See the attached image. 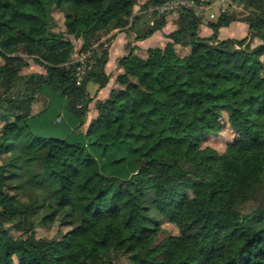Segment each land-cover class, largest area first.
Here are the masks:
<instances>
[{"label": "trees", "instance_id": "1", "mask_svg": "<svg viewBox=\"0 0 264 264\" xmlns=\"http://www.w3.org/2000/svg\"><path fill=\"white\" fill-rule=\"evenodd\" d=\"M163 2L0 0V264H26L10 230L25 233L29 219L58 227L50 239L30 233L39 264H264V0H248L244 19L220 14L209 36L201 18L181 12L165 45L124 66L95 101L100 133L80 136L93 98L77 83L68 37L90 51L82 83L101 91L110 80L104 37ZM167 22L159 17L135 41ZM234 22L249 35L219 39ZM28 59L45 74L20 75ZM63 66L66 80L49 81ZM225 125L234 138L222 154L203 146ZM10 186L34 196L28 213L5 209ZM256 196L261 204L240 213ZM163 223L177 233L161 237Z\"/></svg>", "mask_w": 264, "mask_h": 264}, {"label": "rangeland", "instance_id": "2", "mask_svg": "<svg viewBox=\"0 0 264 264\" xmlns=\"http://www.w3.org/2000/svg\"><path fill=\"white\" fill-rule=\"evenodd\" d=\"M169 0H164V2H167ZM188 2H192L195 3V5L197 7H199L198 11H194L191 9H185V10H177L175 13H167L164 15V17H166L168 19L167 24L165 25V27L168 25L169 22H172L175 24V26H177L176 24L178 22H180L182 20V16L180 15L181 12L183 11H191L194 13V15L196 17L201 18L202 20V25L200 28V36H206L207 33H209V28H208V23L210 22H215L218 18V16L224 12L229 13L230 15H233L234 17L238 18V19H244L248 13H249V8L247 7V2L248 0H215L213 2H211L210 4H207L206 0H186ZM159 7V6H158ZM156 8V7H155ZM153 8V9H155ZM151 9L152 11H147L145 12V14L147 15L146 18H144V28L141 29V31L137 32V35H142L144 32H146L149 28H151L152 26L149 25V21L151 16L155 15L154 10ZM53 17L55 20V31L56 32H61L63 30V14L60 12H55L53 13ZM231 24H238V25H231ZM228 26V29H225L223 33H230L231 35L227 36L226 38H231V39H242L246 36L249 35L248 32V28L247 25L241 22H234L231 23ZM243 25L246 26V28L243 27ZM170 26V25H169ZM226 28V27H225ZM171 29V28H170ZM176 29V27H175ZM209 29V30H208ZM162 31V30H161ZM117 34V33H116ZM115 34V35H116ZM111 35L104 37V39L102 40V42H104L106 44V48L109 50V40L111 39ZM68 39L73 43L74 45V54L72 55V61L74 64H76V71H75V77L77 79V83L81 85V90L85 91L87 93H89V96L93 98V103H91V105L89 106V113L87 115L86 118V122L84 124V126L81 129V134L80 136L82 138H84V136L86 135V133L89 135V137L92 139L94 137H96L98 135V133H100V126L99 124L96 122V111H95V101L99 100L96 96V92H97V85L94 84H83V76L84 73L86 72V70H83L79 67V59L83 57V55L87 54L88 51H81L82 50V41L81 40H77L74 39L73 37H68ZM167 42L166 39V34H162V35H158L157 36V40L155 42V44L153 46L155 47H163L165 45V43ZM258 43L257 40L253 39L252 40V44L256 45ZM96 46V44L94 45V47ZM130 40L128 39V43L124 46V50L125 52H129L130 51ZM119 46L116 45L114 48H112V53H111V57L116 55L118 52ZM121 49L123 50V48L121 47ZM178 50V54L179 55H183L186 51L185 50H181V49H177ZM3 61L0 59V64H2ZM28 66L24 67L23 69L20 70V75L22 76H26V75H30V74H45V72L43 71V69L36 65L33 61L28 59ZM68 66H63L57 69H53L50 71V73L48 74V79L49 81H51L52 83L55 82H61V81H65L66 80V75L68 72ZM1 93V91H0ZM16 93V92H15ZM209 107H212V103L208 104ZM43 106V101L41 100V98L38 96L35 100V109L39 110L41 109ZM56 108V107H55ZM213 111L210 112V115H213ZM222 120L225 121V116L222 114ZM47 135V134H45ZM234 136L232 134V132L229 130L228 126H224V128L222 129V131L216 135L211 137L210 139H208L203 146L206 147H210L212 149H214L215 151H217L219 154H222L226 147L227 144L230 143L233 140ZM243 154H247L249 153V151L247 150H242L241 151ZM233 156L235 158L238 157L236 152H233ZM6 192L9 196L15 195L14 199L11 201H8L5 205V209L7 211H12V210H16L18 212L21 213H28V211L26 210L24 204L28 203V200L32 199L34 196L27 193V192H19L18 194L15 193V191H13L12 186H10L8 189H6ZM41 197V196H40ZM42 199V197H41ZM261 204V198L260 196H256L253 200L249 201L248 203L244 204L243 206H241L239 208L240 213L242 214H250L256 207H258ZM37 221L35 220L34 223H32V221L29 219L26 221L27 224V230L25 233L20 232V231H16V230H10V235L12 236V242H11V246L13 245V241L16 239H22L23 240V246L25 247L26 250V256L25 259L27 258V262L26 264H39L38 262H36L35 260H33L31 258V250L29 249L30 246V233L33 232L34 237L36 239H50L52 237H54L57 233L58 227L56 224H52L49 227H45L42 228L40 226H38ZM7 227H11L10 225H7ZM162 228H163V232L161 233V237L167 235V234H176L177 233V229L167 223H163L162 224ZM12 253L14 254V252L12 251Z\"/></svg>", "mask_w": 264, "mask_h": 264}, {"label": "crops", "instance_id": "3", "mask_svg": "<svg viewBox=\"0 0 264 264\" xmlns=\"http://www.w3.org/2000/svg\"><path fill=\"white\" fill-rule=\"evenodd\" d=\"M135 10L137 11L138 7H135ZM136 15L137 17H134L131 20V22L133 23V27L128 31L117 33L116 35H114L115 37H113V39L110 41V46L108 50L109 53L108 62L105 67V73L108 76H110V80L104 89L96 92V96L99 100H103L108 96L109 91L115 86L114 80L116 76L122 73L124 66L132 65L136 61L146 58V50L149 48H155V46L153 45L155 44L158 35H162V34L167 35L173 30H175L176 27L175 24L169 22L168 25L162 29V31L154 33L151 37L147 39L135 41L137 32L141 31V29L144 28L143 27L145 23L144 18H146L147 16L145 13H138ZM231 25L234 26L238 24H231ZM243 27L246 28L245 25H243ZM225 29H228V27L221 28L219 30L218 33L219 39H229L226 37L231 34L223 33ZM210 34H211V30H209V33H207L206 36H209ZM128 39L130 40L131 47L129 52H125L124 46L128 43ZM116 45L119 46L118 52L116 55L111 57L112 48H114ZM121 47L123 48V50L121 49Z\"/></svg>", "mask_w": 264, "mask_h": 264}, {"label": "built area", "instance_id": "4", "mask_svg": "<svg viewBox=\"0 0 264 264\" xmlns=\"http://www.w3.org/2000/svg\"><path fill=\"white\" fill-rule=\"evenodd\" d=\"M187 8L194 10L195 12L199 10V7H197L195 3L188 2L186 0H169L167 2H163L162 5L153 9L155 16H151L149 25L152 26L156 19L164 16L167 13H175L177 10H185ZM150 11L152 10L150 9ZM78 62L81 69L88 70L92 64L90 52H87V54L83 55V57L80 58Z\"/></svg>", "mask_w": 264, "mask_h": 264}]
</instances>
